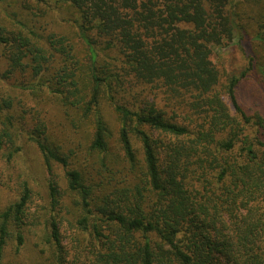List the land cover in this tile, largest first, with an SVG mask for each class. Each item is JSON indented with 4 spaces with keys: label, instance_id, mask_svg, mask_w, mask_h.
Returning <instances> with one entry per match:
<instances>
[{
    "label": "trees",
    "instance_id": "16d2710c",
    "mask_svg": "<svg viewBox=\"0 0 264 264\" xmlns=\"http://www.w3.org/2000/svg\"><path fill=\"white\" fill-rule=\"evenodd\" d=\"M0 161V264H264V0H0Z\"/></svg>",
    "mask_w": 264,
    "mask_h": 264
},
{
    "label": "rangeland",
    "instance_id": "374dc122",
    "mask_svg": "<svg viewBox=\"0 0 264 264\" xmlns=\"http://www.w3.org/2000/svg\"><path fill=\"white\" fill-rule=\"evenodd\" d=\"M212 59L217 65L223 66L232 72H237L246 63L245 57L241 53L236 42H231L223 48H217V49L215 48L213 51ZM255 83H256V80H254V79H252L248 82V84H252L253 87L256 88ZM225 100H226V98H225ZM230 108H231V111H233V108L231 105H230ZM17 132L13 131V134L15 135V145L22 146L23 141H25V135L19 134ZM18 161L20 162L21 165H23L24 158L19 156ZM26 165H27V167H25V168H27L28 173L33 177V179L38 178L40 176V173H38L36 171V170H38L37 166L33 167V166H31L30 163H27ZM6 169H7V166L3 162L0 161V171L6 170ZM4 197H5V192L2 189H0V203L1 204L3 203Z\"/></svg>",
    "mask_w": 264,
    "mask_h": 264
}]
</instances>
